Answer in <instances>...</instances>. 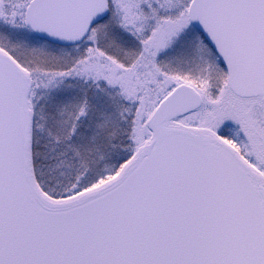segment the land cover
<instances>
[{
  "label": "snow or ice",
  "instance_id": "obj_1",
  "mask_svg": "<svg viewBox=\"0 0 264 264\" xmlns=\"http://www.w3.org/2000/svg\"><path fill=\"white\" fill-rule=\"evenodd\" d=\"M0 264H264V0H0Z\"/></svg>",
  "mask_w": 264,
  "mask_h": 264
}]
</instances>
